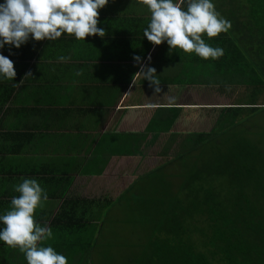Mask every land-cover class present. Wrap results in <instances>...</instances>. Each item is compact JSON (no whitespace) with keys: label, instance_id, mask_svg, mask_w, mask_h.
Segmentation results:
<instances>
[{"label":"crops","instance_id":"obj_1","mask_svg":"<svg viewBox=\"0 0 264 264\" xmlns=\"http://www.w3.org/2000/svg\"><path fill=\"white\" fill-rule=\"evenodd\" d=\"M213 3L218 12L225 11ZM98 20L106 32L102 38L83 42L62 35L0 49L16 72L14 81L0 82V213L17 195L14 184L36 179L48 200L35 219L53 232L44 243L65 255L68 264L90 261V243L104 230L116 234L123 204L137 208L127 199L129 190L146 192L156 177L170 181L169 175L148 170L171 161L166 149L171 133H210L218 109L244 97L231 87L242 91L244 82L239 86L225 79L226 46L220 47V58L203 61L147 41L143 30L150 13L143 0H109ZM204 38L209 44L217 40ZM133 56L156 69L160 93L154 95L149 82L135 76L140 65ZM141 150L147 157L138 158ZM145 162L154 167L144 168ZM0 264L26 261L18 249L0 242Z\"/></svg>","mask_w":264,"mask_h":264},{"label":"trees","instance_id":"obj_2","mask_svg":"<svg viewBox=\"0 0 264 264\" xmlns=\"http://www.w3.org/2000/svg\"><path fill=\"white\" fill-rule=\"evenodd\" d=\"M214 1L225 6L224 12L218 10L231 26L210 44L227 47L221 59L223 69L232 82L239 86L244 82L247 89H252L250 97L258 96L263 101L264 0ZM238 91L234 90V95ZM259 109H264V102L249 103L243 96L234 105L218 109L214 118L218 130L194 134L188 150L192 160H187L193 162L192 167L185 175L172 173L169 194L165 185L152 186L158 178L149 181L151 190L139 191L134 198L136 209L141 211L139 218L147 222L143 226L152 227L141 250L147 259L141 264H264L263 153L250 157L248 152L253 147L235 143L227 153L231 164L220 159L211 165L209 160L198 161L203 155L196 152L225 134L232 117L241 118L243 112L252 116ZM150 213L153 216L149 217ZM77 221L71 222L74 228Z\"/></svg>","mask_w":264,"mask_h":264},{"label":"clouds","instance_id":"obj_3","mask_svg":"<svg viewBox=\"0 0 264 264\" xmlns=\"http://www.w3.org/2000/svg\"><path fill=\"white\" fill-rule=\"evenodd\" d=\"M109 0H2L0 2V49L5 46L19 49L29 39L55 41L70 35L85 42V37H105V29L98 27L99 10ZM150 20L143 37L153 45L166 43L169 50L179 49L195 54L203 60H216L223 49L206 43L205 38L218 37L230 28L217 10L213 0H143ZM61 61L65 57L59 58ZM150 62L151 57H146ZM140 70L135 74L160 93L156 69L141 63L133 56ZM13 62L0 54V82L14 81ZM31 76L30 73L26 77ZM13 195L7 210L0 213V242L16 248L26 264H68L67 257L45 241L53 238L47 225L35 219V212L48 200L47 192L33 178H23L13 185Z\"/></svg>","mask_w":264,"mask_h":264},{"label":"rangeland","instance_id":"obj_4","mask_svg":"<svg viewBox=\"0 0 264 264\" xmlns=\"http://www.w3.org/2000/svg\"><path fill=\"white\" fill-rule=\"evenodd\" d=\"M206 72L207 71H202L201 74H206ZM226 75L227 77H225V79L232 82V79H230V77L228 76V72H226ZM233 85H231V87H233V89L237 91L238 89ZM247 88L248 87L243 86L242 91H238L236 95H242L243 93L245 100H249V103L255 102L257 100H260V102H264V94L260 95L263 98V101H261L262 99L258 96L251 95L250 97L252 89ZM251 98L255 101H253ZM239 116L241 118H231V123L228 124L230 128L228 129V131H226L225 134H221V136H218V138L214 140L212 139L213 145L209 144L210 146L208 148L202 147V150L198 149L196 151L200 156L203 155L202 157H200V159H198V161L209 160L210 164L214 165L215 163L217 164L218 162H220V159H225L224 163L226 161L230 163V157L227 155V153L229 151V148L231 146H234L235 143H240L242 146L248 145V147H253L252 151L248 152V155L250 157L259 156L260 152H262L264 155V109H259V113L252 116H248L244 112ZM213 123L217 124V122L215 121ZM213 123L211 126V130H218V127L214 128ZM225 128H227V126H225ZM170 135V140L166 142V144L170 145V147H166V149L173 155L171 156V161L167 158L164 163L169 162L168 165L155 167L154 169L151 168L148 171H150L151 173L152 170V173H155V176L160 174V177L164 178L169 175V178L171 180V177L174 176L173 174H175L176 171H178V174L181 173L182 175H185L186 169L189 170V168L192 167L193 162L187 160H192L190 158L191 154L189 155L188 150L191 146L189 141L194 138V134L179 132L176 134L171 133ZM134 143L135 141H133L132 144L134 145ZM120 147L121 146H118L117 152H120ZM144 152L142 151L141 156H138V158L147 157ZM192 154H195V151ZM161 156L162 155H160L159 157ZM160 159L163 160L164 157H161ZM143 165L144 168H148L149 166L152 167L154 164L151 165L149 162H145ZM196 166L198 167V169H200L197 164ZM142 173L143 176H147L148 174H150L146 171H142ZM159 181H161L162 184L165 185V189L169 194V192L171 191L168 190L169 181L165 180L164 183L162 179H160ZM131 191L133 193L130 194L129 198H125L130 199L131 204L135 206L134 198L138 197V193L135 190ZM172 191L174 192L175 190L173 189ZM151 195L154 194L151 192ZM129 206L130 205L124 203L123 209L119 211L121 212V217L123 216V219L119 220L120 223L116 227L118 228V230L116 231L115 235L108 236L109 232L104 230L100 236H98L97 238H93V242L90 243V249L92 252L91 259L90 261H87V259H83L84 262L87 261L85 264H141L144 260L147 259V256H145L141 250L143 249V247H145V245H147L152 227L148 229V227L143 226L142 224H147V222L139 218L141 211L139 212L136 207L132 208L131 210ZM141 208H145V205ZM154 215L157 214L154 213ZM151 216H153L152 213L149 214V217ZM138 219H140V224L138 222ZM106 233L107 236L104 237Z\"/></svg>","mask_w":264,"mask_h":264}]
</instances>
